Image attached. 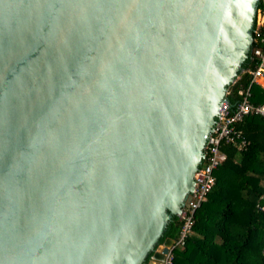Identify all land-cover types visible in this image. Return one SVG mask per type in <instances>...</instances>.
<instances>
[{"label":"water","instance_id":"water-1","mask_svg":"<svg viewBox=\"0 0 264 264\" xmlns=\"http://www.w3.org/2000/svg\"><path fill=\"white\" fill-rule=\"evenodd\" d=\"M257 3L0 0V264L163 258Z\"/></svg>","mask_w":264,"mask_h":264},{"label":"trees","instance_id":"trees-1","mask_svg":"<svg viewBox=\"0 0 264 264\" xmlns=\"http://www.w3.org/2000/svg\"><path fill=\"white\" fill-rule=\"evenodd\" d=\"M263 6L264 0H258L255 17ZM255 65L249 51L243 70L227 86L230 104L248 86L249 101L264 102V85L251 82L248 72ZM235 128L248 143L241 149L221 143L225 159L214 171L215 183L195 212L192 232L182 246L174 248L171 264H264V116L245 115ZM180 224L173 215L159 243L166 237L175 238ZM151 254L143 264H149Z\"/></svg>","mask_w":264,"mask_h":264},{"label":"built area","instance_id":"built-area-1","mask_svg":"<svg viewBox=\"0 0 264 264\" xmlns=\"http://www.w3.org/2000/svg\"><path fill=\"white\" fill-rule=\"evenodd\" d=\"M255 18L254 22L256 23L252 30V44L255 43V46H252L250 53L251 58L256 60V65L253 69L248 70L251 82H258L259 78H264V6L258 10ZM227 93L228 91H226ZM238 95L239 98L233 105L230 104L227 97L222 102L212 130L206 136L202 161L193 174L194 183L189 192V198L185 200L177 215L181 221L177 236L172 238L173 241L167 247L163 258L155 260L151 254L149 264H171L174 248L182 246L186 237L192 232L195 212L215 183L214 171L225 159V154L220 147L221 143H233L238 149L245 147L248 143L241 136V132L235 128V124L248 114L264 116V102L253 104L249 101V86L239 90Z\"/></svg>","mask_w":264,"mask_h":264},{"label":"rangeland","instance_id":"rangeland-1","mask_svg":"<svg viewBox=\"0 0 264 264\" xmlns=\"http://www.w3.org/2000/svg\"><path fill=\"white\" fill-rule=\"evenodd\" d=\"M258 82H259L260 84L264 85V78H259V79H258Z\"/></svg>","mask_w":264,"mask_h":264}]
</instances>
